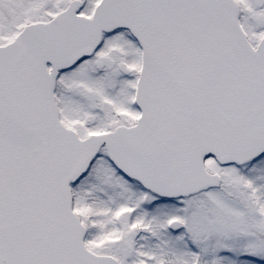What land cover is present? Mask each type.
Here are the masks:
<instances>
[{
    "label": "snow or ice",
    "instance_id": "6c2138e0",
    "mask_svg": "<svg viewBox=\"0 0 264 264\" xmlns=\"http://www.w3.org/2000/svg\"><path fill=\"white\" fill-rule=\"evenodd\" d=\"M0 264H264V0H0Z\"/></svg>",
    "mask_w": 264,
    "mask_h": 264
}]
</instances>
